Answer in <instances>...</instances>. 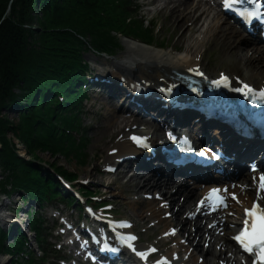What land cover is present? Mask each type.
Segmentation results:
<instances>
[{
	"label": "bare ground",
	"instance_id": "obj_1",
	"mask_svg": "<svg viewBox=\"0 0 264 264\" xmlns=\"http://www.w3.org/2000/svg\"><path fill=\"white\" fill-rule=\"evenodd\" d=\"M150 4L159 3V0H148ZM161 2V1H160ZM39 5L36 6L35 11H40L42 13V9L44 5L41 2H37ZM108 3H104L103 5L104 10L101 12H97L96 14L92 15L94 18L100 19L104 16H112L110 11L105 10L108 8ZM215 8V12L213 15L209 13L210 7ZM159 8L158 12L163 14L165 19L162 22L161 28L163 29L162 34L154 32L150 35H142L143 39L149 41V45L143 44L138 40L132 39H125L124 40V49L122 53L118 54V58L122 59H130L133 62L139 63L138 65L142 64V60H144V64L139 66L136 71L140 72L142 68H145L148 73L144 75V78L148 82H155L157 80L155 73L158 71L163 72V76L165 78H169L170 74L177 70L178 72L184 71L186 67H191L196 69V72L201 73L204 72V76H207L209 79L214 78L218 75L217 71H219V75L224 74L220 67L214 65L213 72L211 73L208 67L202 65L204 63V59H207L209 56H214L212 62L216 64V61L222 57L225 61H227L230 67L227 68V71L231 78L235 80L234 75L238 74L235 69L233 72H230V68L234 69L233 66H237L240 72L243 75H247L251 81H256L258 84L264 81V51L258 49L257 47H246L249 45L250 41L254 39L253 37H249V35L242 33L238 30L235 26L232 25L226 19L220 16L218 13L216 6L212 3V0H164L161 7ZM153 16V12L150 11ZM155 15V14H154ZM153 21L152 23H154ZM153 25V24H152ZM168 35V39L165 40L163 37L160 39L162 35ZM74 38V37H73ZM75 39V38H74ZM74 40L72 39L69 42L68 47L74 49L76 46L73 44ZM99 68L96 70L97 75L107 76L105 72H108L110 75L107 77L113 81L115 71L123 70L122 66L115 62L109 61L104 62L103 59L98 58ZM37 60L38 65L42 64L38 58H34ZM47 60L49 62H59L58 58L48 57ZM232 63V64H230ZM222 65L224 63H221ZM19 65L18 62L15 61L11 63V67L14 69ZM115 67V69H113ZM130 72H133L132 69H129ZM119 73V72H117ZM24 79L22 80V84L18 89V93L22 94L25 90L27 91L28 98H23L24 100H19L17 98H13L9 101V104H13L15 109L18 112L20 111H27L29 108L21 109L23 106H29L38 104L40 100L39 96V88L35 90H31V85L34 82L35 78L38 76L36 72L34 73L30 69H25L22 72ZM128 75V71L124 76ZM113 77V78H112ZM53 76L51 75H42L39 77V80H43L42 82H35L34 85H48L51 82ZM192 79V77L190 78ZM199 79V78H198ZM118 81V79L116 80ZM211 81V80H209ZM234 83V82H233ZM124 85H127L123 83ZM98 91L103 92V94H108V103L105 108L106 114L111 112L110 116H107L103 122L99 124L101 127L100 133H95L97 135V139H93V147L91 149L92 157L91 159L86 160V172L84 179L82 181L87 180L88 182L98 181L99 185H104L105 181L108 183V188L111 191H105V194L110 193L114 195L112 198H119L121 195L122 199V206L130 209L133 218L136 220H155L156 218H160L156 220V224L160 225L161 223H171L175 224L174 222H180V213L186 209L191 207L192 202L194 201L195 196L197 195V190L195 188L186 189V185L183 184L181 180L178 178H173L170 176H164L162 173V169L157 170V172L152 171H140L139 167H135L133 164L134 160L130 159V154L134 151V147L131 145L128 138V131L127 128L129 125L136 126L135 133H144L145 131L143 128V124L139 120L132 121L129 117H122L121 113L115 111L113 107V101H118L116 95L119 94L121 97V93L119 92L121 89L119 85H105L103 83L98 84ZM128 86V85H127ZM25 87V89H24ZM125 88V86H124ZM134 88H139L138 86ZM132 89V87L130 88ZM24 90V91H23ZM127 91V89L125 88ZM110 93V94H109ZM111 93L114 95H111ZM37 94V95H35ZM21 98V99H22ZM124 97L122 98V100ZM140 101H143V98H139ZM157 100L155 98L146 102L149 106L153 103H156ZM124 104L126 105H135L131 97L125 99ZM30 107V106H29ZM31 108V107H30ZM33 111V110H32ZM3 113V109L1 110ZM10 113L15 115L16 110ZM31 117L34 116L31 110L28 111ZM173 114L170 113V116ZM153 116V115H152ZM157 116L161 117L162 120H168L167 115L161 114L159 111L157 112ZM9 118V117H7ZM189 122L181 123L182 128L194 132L200 136L213 137L215 136L213 133L209 132L205 125L201 123V120H197L194 123L193 118H189ZM150 122V121H149ZM144 124H148L145 122ZM150 124V123H149ZM152 127H156L155 123ZM146 127V126H145ZM132 128V127H131ZM147 129H151L150 127H146ZM163 130V127H160ZM123 133L121 138H117L116 135ZM133 134H131L132 137ZM101 142H98L97 140ZM109 139V140H107ZM119 139V140H118ZM117 140V141H115ZM19 150H22L21 147H18ZM107 153V154H106ZM128 157L127 160L121 161L122 158ZM102 162L101 164L95 162ZM119 161L121 164L125 163V167H129L130 165L133 166L134 172L129 174L125 169H99L100 166L102 167H110L111 164L114 162ZM77 165V164H76ZM156 165H161L160 162H156ZM131 166V167H132ZM139 166V164H138ZM143 167H146L145 164H142ZM163 167V165H161ZM103 169V168H102ZM164 176V177H163ZM112 177L111 179H108ZM251 174H246L244 176V180L247 181L248 185H251ZM105 179V181H103ZM114 187L119 189L114 191ZM68 189L67 187H65ZM96 190L98 188L96 187ZM136 193V201H144V194L149 192H157V196L160 199L167 201L164 208H174L177 204V200L179 195L183 192L186 195L185 201L181 203L178 209L174 212V218L172 220H168L162 218L158 215H161L164 212V208L156 207L151 204L150 207H146L144 210L131 201H125V198L131 193ZM101 193V191L97 192ZM72 197L77 201L78 196L72 195ZM135 196L131 195L129 199L134 200ZM155 200V199H154ZM120 201V200H119ZM118 201V202H119ZM161 200L158 201L160 203ZM104 202H109V199H104ZM116 202V203H118ZM79 203V201H78ZM77 208V205L74 206ZM78 216H73L72 221L76 220ZM70 221V223L72 222ZM190 222V221H189ZM235 220L229 219L226 217V220L223 224V230H228L229 223H233ZM10 228L6 227L8 231ZM198 230L201 233L210 232L211 230L208 229L206 226H199ZM65 232H68L67 230ZM192 232L189 231V236H192ZM225 236H221L220 240H225ZM72 246H75V243H72ZM185 245H182V247ZM227 246L229 248H233L232 242L229 240ZM147 247H144L146 254H151L150 249L147 250ZM216 248V247H215ZM187 253L189 263L190 264H239V258L232 254L230 255V250L224 251H217V248L207 249L206 252L209 253L208 256L205 257V261L200 262L198 256L189 255L187 252V248L185 249ZM227 253V254H226ZM225 254V255H223ZM168 255L170 258L174 260H178L176 252H169ZM180 260H183L181 258ZM7 258H0V264H7Z\"/></svg>",
	"mask_w": 264,
	"mask_h": 264
},
{
	"label": "trees",
	"instance_id": "obj_2",
	"mask_svg": "<svg viewBox=\"0 0 264 264\" xmlns=\"http://www.w3.org/2000/svg\"><path fill=\"white\" fill-rule=\"evenodd\" d=\"M39 1L44 5L41 13L43 20L40 22V28H44L39 33L45 35V38L43 36L34 45L30 40L36 29L33 28V23L28 20L29 13L27 8L24 5L22 7L18 5L17 11V4L14 2L11 14L3 20L10 0H0V110L3 109L8 101L13 99L15 91L17 92L21 86L24 79L23 70L30 69L38 74L31 87L34 86L35 82L43 81L39 80L40 76L45 74L51 76L52 71L55 69L59 71L58 66L63 64L65 52L70 48L68 44L72 41L70 30L84 26L76 18V14L72 10H64L67 0H62L64 2L62 6L59 5L60 2L57 0V10L50 7L49 0ZM74 1L84 7L89 0ZM50 56L58 58L59 62H49L47 58ZM35 57L42 64L38 65L37 60H34ZM15 61L19 65L13 69L11 63H15ZM27 91L25 90L20 94L28 98ZM7 121L9 120L0 114V160L5 170H12L13 180H17L19 177H15L17 170L14 168L16 164L14 165L13 162L19 159L13 151V141L8 134L14 132V134L19 136L21 130L20 128L9 126ZM22 137L26 138L27 132L23 131ZM23 165L22 168H26V172L29 171V164L23 162ZM32 173H35L32 176H38L35 171Z\"/></svg>",
	"mask_w": 264,
	"mask_h": 264
},
{
	"label": "rangeland",
	"instance_id": "obj_3",
	"mask_svg": "<svg viewBox=\"0 0 264 264\" xmlns=\"http://www.w3.org/2000/svg\"><path fill=\"white\" fill-rule=\"evenodd\" d=\"M60 3L59 4H61L62 3V1L61 0H58ZM12 2L14 3L15 2V4H17L16 5V7H17V11H18V5H19V7H22L23 5L27 8V11H28V13H29V15H28V20L29 21H31L32 23H33V28H35L36 29V31L34 32V34H33V37H32V39L30 40L31 41V43H33L34 45L36 44V43H38V41H40L42 38H43V36H44V38H45V35H41L39 32L41 31V30H43V28L44 27H41L40 28V26H41V24H40V22H41V20H43L42 19V16H41V13H40V11H35L36 9H38V8H36V6L37 5H39V3H36V2H38V0L36 1V0H12ZM12 2H11V0H10V2L9 3H11V5H12ZM56 2H57V0H56ZM10 13V12H9ZM141 14V16L142 17H144V18H147V21H146V24H149V19H150V16L152 15V13L150 12V11H147L146 9H143L141 12H140ZM153 16H154V18H156L157 20H156V26H158V28L160 29L161 27L160 26H162V22H163V20L165 19V17H164V15L163 14H161V13H157V14H155L154 15V13H153ZM149 28V29H154V31H155V27H151V26H148V25H146V28ZM32 28V27H31ZM141 28L142 29H144V26L143 25H141ZM121 32H123V33H127V32H130V33H132L131 31H129V29L126 31V30H124V29H122L121 30ZM157 33H160V34H162V32L161 31H158V29H157ZM133 34V33H132ZM143 37V36H142ZM164 38L165 40H167L168 39V35L167 34H165V35H162L161 37H160V39L161 38ZM119 38L122 40V39H128V38H123V37H121V36H119ZM40 39V40H39ZM209 59H211V57L209 56V57H207V59L206 60H209ZM13 91H15V90H13ZM12 98H17V99H21L22 97H21V95L18 93V91L16 92L15 91V94L13 95V97ZM21 100H24L23 98L21 99ZM1 109V108H0ZM0 114H1V116H3L4 114L6 115V116H8L9 118H8V120L9 121H7V124H9V126H11V127H16L17 126V117L15 116V115H12L11 113H9V111L7 110V109H4V111H3V113L1 112V110H0ZM98 122L99 121H101V120H103V117H99L98 119ZM87 123V122H86ZM93 137H92V135L91 134H88V144L86 145V147H85V149H84V153H83V157H81V156H75V155H70V156H65V157H62V156H50L49 154H47V153H44V152H42V151H36L34 154H36L37 156H38V158H40V159H43L44 161H46V162H57L59 165H65V167L67 168V169H69V170H72V171H74V173H76L77 174V176L79 175V177H80V179H78V181L76 182V183H80V180H81V177L82 178H84V176H85V172H86V167L88 166V164H86L85 165V163H86V160H88L89 161V159H91V157H92V153L90 152L91 151V149H92V145H93ZM98 142H101L99 139L97 140ZM86 155H88V157H87V159H85V156ZM77 164V165H76ZM1 166V165H0ZM16 167H18V166H16ZM18 172L19 173H21V176H22V174L23 173H25L26 172V168H21V167H19L18 169ZM18 173V174H19ZM3 183H6V180H3L2 179V177H1V170H0V188L1 187H5L6 185H3ZM89 186V185H88ZM90 187V186H89ZM94 188V187H93ZM92 188V189H93ZM99 188H101V189H103V187H99ZM118 191V190H117ZM121 196V195H120ZM121 198H118L117 199V202L120 200ZM122 203H124V202H122ZM122 203L119 205L120 206V209H121V211H123V212H126V213H128L129 215H132L131 214V212H130V209L128 208V205H130V204H126V207H124V206H122ZM0 258H7V259H9V257H6V256H0ZM7 264H9V261H8V263Z\"/></svg>",
	"mask_w": 264,
	"mask_h": 264
},
{
	"label": "snow or ice",
	"instance_id": "obj_4",
	"mask_svg": "<svg viewBox=\"0 0 264 264\" xmlns=\"http://www.w3.org/2000/svg\"><path fill=\"white\" fill-rule=\"evenodd\" d=\"M234 0H224V6L231 8ZM246 20L251 21L257 16L255 11L245 10L240 13ZM219 85L221 81H216ZM223 83L225 86H230L227 77H223ZM236 91L243 92L247 90L253 97L259 96L261 100H264V90H260L258 93L251 89L247 84L243 88H237ZM253 103L257 101L253 99ZM134 140L140 142L142 138L133 137ZM203 155V153H202ZM264 181V177L261 178ZM261 190L264 191V182L260 185ZM216 190H214L215 193ZM247 219L245 220V227L243 231L235 237L245 251L255 254L257 257V264H264V206H261L259 202L253 205L252 208L246 210ZM125 226V225H122ZM130 240H135L136 237H129ZM135 251V249L133 248ZM154 251V249H153ZM142 257L144 253H138Z\"/></svg>",
	"mask_w": 264,
	"mask_h": 264
}]
</instances>
